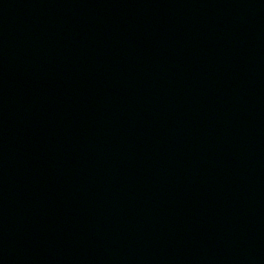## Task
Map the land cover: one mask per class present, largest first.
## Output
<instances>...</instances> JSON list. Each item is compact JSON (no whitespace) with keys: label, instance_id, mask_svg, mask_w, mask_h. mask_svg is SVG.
<instances>
[{"label":"water","instance_id":"1","mask_svg":"<svg viewBox=\"0 0 264 264\" xmlns=\"http://www.w3.org/2000/svg\"><path fill=\"white\" fill-rule=\"evenodd\" d=\"M0 264H264V0H0Z\"/></svg>","mask_w":264,"mask_h":264}]
</instances>
